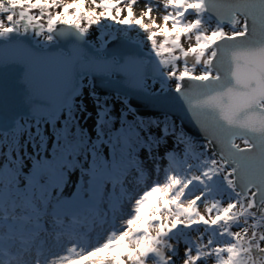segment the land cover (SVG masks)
Here are the masks:
<instances>
[{
  "label": "snow or ice",
  "instance_id": "snow-or-ice-1",
  "mask_svg": "<svg viewBox=\"0 0 264 264\" xmlns=\"http://www.w3.org/2000/svg\"><path fill=\"white\" fill-rule=\"evenodd\" d=\"M138 2L0 0V264H264V0Z\"/></svg>",
  "mask_w": 264,
  "mask_h": 264
},
{
  "label": "water",
  "instance_id": "water-1",
  "mask_svg": "<svg viewBox=\"0 0 264 264\" xmlns=\"http://www.w3.org/2000/svg\"><path fill=\"white\" fill-rule=\"evenodd\" d=\"M89 40V45L98 48L102 44L106 47L108 51H113L116 48L122 46L125 44L124 40H116L115 39V33L113 34V37L107 38L106 40L102 42H97L91 39L88 36ZM127 47L132 48L135 50V45H127ZM95 87L97 92L101 94V98L103 99L104 97H113L116 95V87L118 86L117 84L114 85H108L105 83V78L99 74H95L94 77L91 80H87L84 83V90H91V87ZM129 99L132 101L133 105L137 108V111L148 117L151 116L156 110L151 108L142 98L141 96L137 94H130ZM180 121H177V124H179ZM186 124V130L195 134L196 133V128L194 125H192L189 121L185 120Z\"/></svg>",
  "mask_w": 264,
  "mask_h": 264
},
{
  "label": "rangeland",
  "instance_id": "rangeland-1",
  "mask_svg": "<svg viewBox=\"0 0 264 264\" xmlns=\"http://www.w3.org/2000/svg\"><path fill=\"white\" fill-rule=\"evenodd\" d=\"M145 3H146V0H139V2L133 8V12H134L135 15H137V16L140 15V12L145 7ZM161 15H162V10H160V9H156V10H154L152 12V16L155 17L157 23H163V21L161 19ZM145 22H148V21L146 20ZM170 27H171V25L169 24V28ZM131 35L134 37L135 36V33H134V35L133 34H131ZM100 36H101V40H95V39L91 38L90 35H89V37L91 39H93L94 41H97V42H102V41H104V40H106L108 38V37L105 36L104 30H101ZM181 43L185 47H187V45H188L189 42L187 40H185V39H182L181 40ZM87 92L89 93V90ZM200 206H202V205H200ZM180 250H181V252L183 251V247L182 246H181V249ZM149 264H151V262H149Z\"/></svg>",
  "mask_w": 264,
  "mask_h": 264
},
{
  "label": "trees",
  "instance_id": "trees-1",
  "mask_svg": "<svg viewBox=\"0 0 264 264\" xmlns=\"http://www.w3.org/2000/svg\"><path fill=\"white\" fill-rule=\"evenodd\" d=\"M99 11V10H98ZM101 30H97L95 27H93L90 31V37L95 39V40H101V36H100ZM134 35V33H132ZM84 99H85V103L89 105V108L91 109V105H92V98L90 97L89 93L85 90L84 93ZM111 98H115V97H111ZM119 107V105H118ZM201 210H203V205L200 206ZM235 230V229H234ZM209 264H212V261H209Z\"/></svg>",
  "mask_w": 264,
  "mask_h": 264
}]
</instances>
